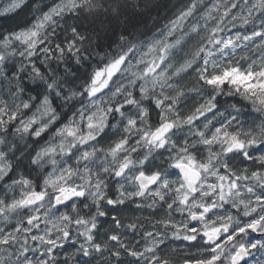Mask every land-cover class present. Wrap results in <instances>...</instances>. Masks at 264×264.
Instances as JSON below:
<instances>
[{
	"label": "clouds",
	"instance_id": "obj_1",
	"mask_svg": "<svg viewBox=\"0 0 264 264\" xmlns=\"http://www.w3.org/2000/svg\"><path fill=\"white\" fill-rule=\"evenodd\" d=\"M188 2L80 0L61 9L65 0H0V264H184L197 252L189 245L204 241H186L171 225L192 223L193 202H207L188 188V168L199 172V192L217 183L215 172L245 170L255 194L262 191L251 172L264 177V109L206 79L226 59L259 67L264 50L241 41L248 47L217 56L205 72L186 52L200 39L190 26L203 27L215 0H203L168 36ZM231 2L247 23L229 18L228 31L264 29L258 0ZM182 35L186 46L161 63L159 42ZM241 52L251 53L248 61ZM217 128L247 133L243 150L226 151L213 138ZM185 192L187 207L177 200ZM226 210L236 211L218 209ZM248 258L264 264V250Z\"/></svg>",
	"mask_w": 264,
	"mask_h": 264
},
{
	"label": "snow or ice",
	"instance_id": "obj_2",
	"mask_svg": "<svg viewBox=\"0 0 264 264\" xmlns=\"http://www.w3.org/2000/svg\"><path fill=\"white\" fill-rule=\"evenodd\" d=\"M202 3L203 0H189L176 19L171 22L168 36H173L177 30L183 29L185 20L195 14ZM12 6H15V0H13ZM254 6L264 9V0H258ZM59 7L61 9L64 7L78 8L80 7V0H65V3ZM238 8H240L239 2L232 3L229 0L228 3H225V0H215L211 6L205 5V10L202 12L203 27L201 28L200 24L190 26L191 32L200 35V39L194 47L189 48L186 57L195 56L199 59L204 65L205 72H207L208 63L215 61L217 56L224 53L235 55L238 45L241 49L248 47L246 43H241V41L253 42L257 48L264 50V29H253L250 35L245 34L242 36L238 31L232 33L225 28V21L229 18L233 23L236 20H240L242 25L247 23V18L236 12ZM242 11L243 9H241ZM41 24H43V21H41ZM226 32L227 34H225ZM21 35L24 40H28L30 35L34 36L36 33H22ZM187 39L191 40L192 37L189 36ZM205 41H207V44H205ZM74 43L75 41H72L68 44L70 51ZM185 46L183 35L181 38L175 39L173 43L159 42L161 53L159 59L161 63L164 62L169 49ZM152 50L150 49V51ZM250 55L249 52H241L239 59L248 61ZM119 63L120 61L112 65L108 69L109 72L114 70ZM190 63V60H186L184 66ZM259 65L257 67L255 59L249 62L246 67L238 64L235 60L226 59L225 66L209 76L206 83L217 90L231 88L242 99L264 109V54L259 57ZM152 67L155 68L154 62ZM224 128H227V125ZM242 135H247V133H237L235 130L229 132L223 128H217L213 138L217 141H223L227 145L226 151H242L245 146L244 141L241 139ZM210 142V140L205 141V143ZM247 143L252 146L256 143V140L250 138ZM245 155L250 154L245 153ZM259 159L264 160V156L259 157ZM177 167L184 170L188 166L177 162ZM226 170L227 165L221 172L226 173ZM184 174L188 180V188L197 195L207 197V202H193L192 207L194 210L188 212V218L191 219L192 223L184 222L171 225L177 233H186L183 236L186 241H196L197 239L204 241L199 246L189 245L190 247H197V252L186 256L184 264H247L246 258L252 252L264 250V177L258 171L253 170L251 172V180L255 181L262 189L258 194H255L254 188L248 183L249 175L246 170L243 175L236 172L228 174L213 173L217 183L207 185L208 190L204 192H199L193 187L199 179V172L188 168V171ZM241 181L245 182L243 185L244 191H241ZM177 192H180L179 188ZM190 199L186 192L177 197L179 203L185 207L188 206ZM173 206L174 204L168 205L169 208ZM229 207L236 211L229 212L226 210L223 213L218 211L219 208L228 209ZM28 223H32L31 218ZM197 233H199V236H197ZM64 234L65 236L69 235L67 232ZM33 239L35 240L36 237L33 236ZM112 239L116 240L118 238L113 236ZM0 242L7 243L6 240ZM45 242L52 243L50 240ZM147 250L151 251L152 249ZM129 255H138V253L130 251ZM42 264H47V261H42Z\"/></svg>",
	"mask_w": 264,
	"mask_h": 264
},
{
	"label": "flooded vegetation",
	"instance_id": "obj_3",
	"mask_svg": "<svg viewBox=\"0 0 264 264\" xmlns=\"http://www.w3.org/2000/svg\"><path fill=\"white\" fill-rule=\"evenodd\" d=\"M247 260L249 259V258H246Z\"/></svg>",
	"mask_w": 264,
	"mask_h": 264
},
{
	"label": "rangeland",
	"instance_id": "obj_4",
	"mask_svg": "<svg viewBox=\"0 0 264 264\" xmlns=\"http://www.w3.org/2000/svg\"><path fill=\"white\" fill-rule=\"evenodd\" d=\"M193 251H194V249H193Z\"/></svg>",
	"mask_w": 264,
	"mask_h": 264
}]
</instances>
